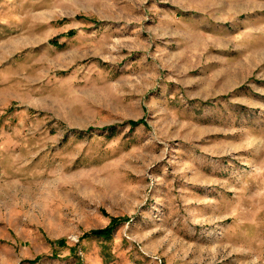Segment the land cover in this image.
Segmentation results:
<instances>
[{
	"label": "rangeland",
	"instance_id": "rangeland-1",
	"mask_svg": "<svg viewBox=\"0 0 264 264\" xmlns=\"http://www.w3.org/2000/svg\"><path fill=\"white\" fill-rule=\"evenodd\" d=\"M0 264H264V0H0Z\"/></svg>",
	"mask_w": 264,
	"mask_h": 264
},
{
	"label": "trees",
	"instance_id": "trees-1",
	"mask_svg": "<svg viewBox=\"0 0 264 264\" xmlns=\"http://www.w3.org/2000/svg\"><path fill=\"white\" fill-rule=\"evenodd\" d=\"M71 32H73V31H71ZM140 122H142V121L130 120V123L132 125H136V124H138ZM119 221H120L119 218H114L112 220V223L109 226L104 227V228L93 229L89 233H86V235H95V236L108 237L112 233V229H113L114 225L117 224ZM59 242L61 243V242H63V240H60Z\"/></svg>",
	"mask_w": 264,
	"mask_h": 264
}]
</instances>
